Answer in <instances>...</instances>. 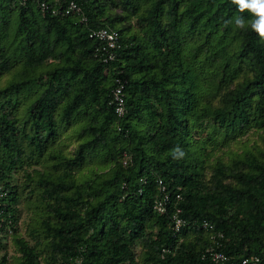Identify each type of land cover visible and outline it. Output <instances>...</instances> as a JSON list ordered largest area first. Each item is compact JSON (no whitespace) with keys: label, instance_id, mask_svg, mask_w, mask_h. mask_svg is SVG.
I'll use <instances>...</instances> for the list:
<instances>
[{"label":"trees","instance_id":"16d2710c","mask_svg":"<svg viewBox=\"0 0 264 264\" xmlns=\"http://www.w3.org/2000/svg\"><path fill=\"white\" fill-rule=\"evenodd\" d=\"M76 1L0 0V264H214L207 249L264 264V39L229 23L252 14ZM102 27L118 33L108 62Z\"/></svg>","mask_w":264,"mask_h":264},{"label":"built area","instance_id":"2783aa9c","mask_svg":"<svg viewBox=\"0 0 264 264\" xmlns=\"http://www.w3.org/2000/svg\"><path fill=\"white\" fill-rule=\"evenodd\" d=\"M21 1L24 2L25 0H21ZM40 6L42 11H44L48 7L45 2H42ZM54 12H56V10H53V13ZM80 12H81V6L77 4L76 0H67L65 7L61 11L63 15H68L73 13L78 14ZM81 19L85 20L84 17H82ZM89 37L97 39L99 41V45L95 48V55L99 59H101L104 62H108L115 59L116 49L119 47V44L117 43L118 33L115 30H111L105 27L98 29H91L89 32ZM117 83L118 84L113 89V101L115 102L116 114L121 116L125 111L123 84L120 83V81H118ZM159 184L162 185L161 190L164 191V186L161 180H159ZM2 195L3 193L2 194L0 193V196ZM155 209L158 210L159 212H163L165 210L163 202L158 201L157 204H155ZM182 224L183 222L181 221V219L175 218L176 230H178L180 225ZM202 227L205 229H212V225L208 224L206 221L202 223ZM9 233L10 231H8V234ZM217 236L221 238L223 235L221 233H218ZM214 240L217 245H220V243H218L216 239ZM206 252L209 254V257L211 258L214 264H260L261 261L259 256H247L237 260L233 257H229L224 252L219 250L207 249ZM75 262L79 263L80 260L76 259Z\"/></svg>","mask_w":264,"mask_h":264},{"label":"clouds","instance_id":"9594fccd","mask_svg":"<svg viewBox=\"0 0 264 264\" xmlns=\"http://www.w3.org/2000/svg\"><path fill=\"white\" fill-rule=\"evenodd\" d=\"M237 5L239 11H248L252 14L249 20L243 15L234 17L232 21L238 29L246 30L251 27L261 39H264V0H232ZM171 156L173 160H180L185 156L184 151L176 147L172 150Z\"/></svg>","mask_w":264,"mask_h":264},{"label":"rangeland","instance_id":"374dc122","mask_svg":"<svg viewBox=\"0 0 264 264\" xmlns=\"http://www.w3.org/2000/svg\"><path fill=\"white\" fill-rule=\"evenodd\" d=\"M24 203H23V205L20 206L22 209L21 215H22V221L23 222H20L22 230H25V227L27 226V222H29L31 218L35 217V215L32 212V210H33L32 208L34 206L33 204H36V201L33 198H31V201H29V202L27 201ZM10 253L13 254L14 249H11Z\"/></svg>","mask_w":264,"mask_h":264}]
</instances>
